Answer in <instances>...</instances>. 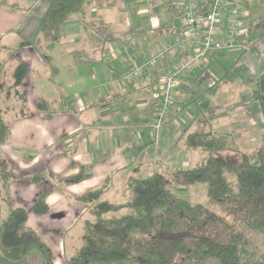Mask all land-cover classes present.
I'll list each match as a JSON object with an SVG mask.
<instances>
[{"label":"crops","instance_id":"0c3cea01","mask_svg":"<svg viewBox=\"0 0 264 264\" xmlns=\"http://www.w3.org/2000/svg\"><path fill=\"white\" fill-rule=\"evenodd\" d=\"M49 1L0 4V107L11 129L0 154L13 172L9 194L14 207L25 206L33 213L30 207L37 196L52 188L47 196L50 211L33 214L66 212L60 221H50L57 230L63 224L64 248L66 236L87 212L75 195L104 187L102 197L108 198L131 177L168 168L173 158L168 144L190 149L182 136L185 127L194 128L203 120L218 133H230L236 143H263L257 130L264 125V116L256 81L264 72V0H240L249 44L213 51L206 62L185 72L174 92L176 104L158 131L154 127L158 101L151 93L189 50H181L136 81L125 83L122 77L130 61L150 57L175 35L178 19L164 0L149 4L93 0L84 11L68 17L57 40L45 41L38 25ZM216 53L229 60L214 63ZM21 63L28 66L22 79L16 75ZM213 66L227 75L214 80ZM197 81L216 89L205 100L197 99L193 96ZM43 99L47 108L39 109L37 102ZM48 114L53 115L45 117ZM80 165L89 176L61 186L57 177L76 173ZM45 172L44 181L32 180L34 174ZM69 208L74 216L67 213Z\"/></svg>","mask_w":264,"mask_h":264},{"label":"trees","instance_id":"16d2710c","mask_svg":"<svg viewBox=\"0 0 264 264\" xmlns=\"http://www.w3.org/2000/svg\"><path fill=\"white\" fill-rule=\"evenodd\" d=\"M92 1L50 0L39 19L38 32L45 41L57 40L68 17L81 13ZM27 70V64L21 63L17 77H25ZM256 86L264 116V72ZM37 105L39 109L47 108L44 99ZM10 134L9 122L0 107V145ZM182 136L188 148L206 150L208 155L172 175L156 171L131 177L118 192L124 200L103 198L104 187L75 195L92 218H86L84 241L67 264H264L263 258L246 251L247 239L241 230L205 204L172 189L176 184L202 183L207 197L245 224L264 229V141L249 152H237L230 133H218L203 120L194 128L185 127ZM46 174H34L32 180L40 183ZM88 176L87 168L80 165L76 173L57 179L63 186ZM12 178L10 162L0 154V264H56L53 249L29 225V209L13 206L9 194ZM51 191L44 189L37 196L30 207L33 213L50 211L47 196ZM1 199L8 205L6 213Z\"/></svg>","mask_w":264,"mask_h":264},{"label":"built area","instance_id":"2783aa9c","mask_svg":"<svg viewBox=\"0 0 264 264\" xmlns=\"http://www.w3.org/2000/svg\"><path fill=\"white\" fill-rule=\"evenodd\" d=\"M164 5L178 19L172 39L159 44L150 57L129 62L122 80L130 83L141 78L159 64L170 61L184 49L189 53L174 68L162 75L151 98L158 101L155 128L158 130L176 104L175 90L180 77L208 60L209 53L241 49L249 44L240 0H164Z\"/></svg>","mask_w":264,"mask_h":264},{"label":"rangeland","instance_id":"374dc122","mask_svg":"<svg viewBox=\"0 0 264 264\" xmlns=\"http://www.w3.org/2000/svg\"><path fill=\"white\" fill-rule=\"evenodd\" d=\"M22 4L27 5L31 4L33 2H36L37 0H20ZM152 0L147 1L146 3L149 4ZM163 5V4H162ZM163 8L164 5H163ZM1 19V18H0ZM15 21V18H13V23ZM8 22L12 23V20L10 19ZM3 23H0V27H2ZM221 52V51H219ZM221 53H216L213 57L214 63L217 64H225V62L228 59V57H221ZM214 67V66H213ZM211 68V71L213 72L212 78L221 80L222 77L227 75V72L216 70L215 67ZM216 87L209 86L206 82L203 81H197L196 86L193 89V96L197 99L205 100L208 94H212ZM158 106V105H157ZM156 111V109H155ZM170 116V115H169ZM169 118V117H168ZM168 118L164 121V123L168 120ZM155 127V124H154ZM156 129V128H155ZM157 130V129H156ZM159 130V129H158ZM157 130V131H158ZM258 133L261 136L260 141H264L263 133H264V125L263 123L258 125ZM235 141V140H234ZM262 141V142H263ZM236 143V141H235ZM237 145V152H249L253 150L256 145L255 143L245 145V143H236ZM167 148H169V152L171 154L173 153V158L170 160V165H168V168H157V170H162L163 172L172 175L174 170L178 168H185L191 165L192 162H199L202 161L207 155L208 152L206 150H191V149H183L182 145L180 144H168ZM230 152V151H229ZM158 153V151H157ZM160 153V152H159ZM232 153V152H230ZM161 154V153H160ZM159 154V155H160ZM190 163V164H189ZM139 171V170H138ZM13 179V178H12ZM1 182H0V191H1ZM172 189L179 194L182 197L189 198L191 201L194 202H201L205 204L207 207L218 213L219 215L223 216L226 220L231 222L236 228L241 230L246 239V245L245 249L248 253L260 257L264 259V229H257L253 228L247 224H245L242 220L235 217L233 214H231L227 209L223 208L218 201L215 199H212L210 197H207L205 195V189L202 183H197L194 185H175L172 187ZM2 192V191H1ZM112 195L108 197L109 199H118V200H124L125 198L122 197L118 192H111ZM106 196V194H105ZM108 196V195H107ZM124 198V199H123ZM15 200V199H14ZM1 204L3 207L4 212L6 213L8 211V205L7 203L1 199ZM74 210V209H73ZM84 214L82 219H80L79 225L76 226L65 238V248L61 244L60 236L64 233L63 229L61 228L63 224H60V230H57L58 227H53L52 222L54 220L60 221L59 218L63 216L66 212H60L57 214H51L47 215L45 217H39L35 216L33 213L30 214V226L36 229L39 234L43 237V240L53 249L54 252V261L56 264H67L66 260L73 254H75L78 249L81 247L83 241H84V235H85V229H84V222L86 218H92L89 211ZM126 210H122L121 213H124ZM70 212V215L74 216V211L69 208L67 210V213ZM120 212L118 214H121ZM71 218V217H70ZM63 222V221H61ZM65 249V250H64ZM127 264H136L134 262H128Z\"/></svg>","mask_w":264,"mask_h":264}]
</instances>
